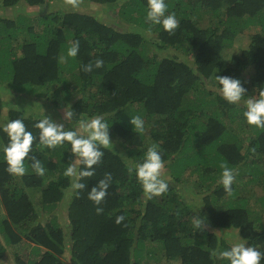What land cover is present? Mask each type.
Segmentation results:
<instances>
[{
    "label": "trees",
    "instance_id": "obj_1",
    "mask_svg": "<svg viewBox=\"0 0 264 264\" xmlns=\"http://www.w3.org/2000/svg\"><path fill=\"white\" fill-rule=\"evenodd\" d=\"M21 1L42 5L55 0H0V5L13 7ZM62 2L65 7L78 2L105 5L107 11L117 8L123 23H116L121 25L117 28L72 9L35 18L0 17V87L43 97L57 109L71 104L77 117L105 116L110 137L121 150L102 149L94 175L82 180L86 188L74 190L67 201L66 229L54 210L72 187V178L64 175L74 159L70 145L41 148L33 125L42 114L11 108L9 119L23 118L37 136L30 155L42 161L46 172L37 175L26 161L23 176L9 174L2 151L8 138L0 132V205L5 209L0 212V264L8 246L19 244L15 264H65L61 256L67 249L70 264H149L147 259L156 256L150 243H162L166 264H228L212 256L213 250L229 246L228 233L251 237L249 244L264 242V195L242 194L254 186L264 189V129L246 122L242 104H229L209 87L215 74L238 78L245 86L243 72L253 67L250 84L258 94L264 90V0H166L179 20L173 32L146 21L148 0ZM205 19L203 27L199 23ZM250 28L248 48L228 60L226 49ZM75 40L79 53L69 57L67 49ZM97 58L103 59V67L83 71V65ZM137 114L145 122L140 133L130 122ZM228 121L239 122L241 131L249 133L247 143ZM152 143L160 145L171 181L166 193L148 198L125 159L142 160ZM221 164L237 170L231 194L219 183ZM190 168L191 175L199 174V191L183 184ZM105 173L113 179L96 205L88 191ZM175 183L194 189L197 204ZM31 192L38 195L36 203ZM97 207L103 212L97 214ZM199 207L193 215L206 217L210 226L196 231L191 215ZM119 215L125 219L117 224Z\"/></svg>",
    "mask_w": 264,
    "mask_h": 264
},
{
    "label": "clouds",
    "instance_id": "obj_2",
    "mask_svg": "<svg viewBox=\"0 0 264 264\" xmlns=\"http://www.w3.org/2000/svg\"><path fill=\"white\" fill-rule=\"evenodd\" d=\"M146 21L151 25H160L165 31L173 32L179 26V20L174 11H169L166 0H148ZM80 50L79 40L71 42L67 49V56L76 57ZM64 59V57H61ZM103 59L97 58L95 62H88L83 65V71L92 72L93 69L103 67ZM212 89L219 93L229 104H244L243 117L249 125L264 129V90L258 95H246L247 89L241 80L229 75H216L211 85ZM64 120L68 126L57 122L51 116L46 115L35 122L34 128L39 129L38 141L41 148L68 147L72 159L64 170L66 177L72 178V188L83 190L86 184L82 182L85 177H92L95 173V165L102 162L104 151L113 145L110 137V126L105 116L96 114L93 116H79L71 104L64 107ZM131 124L138 133L143 132L145 122L141 115H132ZM71 125V126H70ZM0 132L7 135L8 141L3 145V160L6 163V171L17 177L23 176L28 171L30 161L31 169L40 176H43L46 169L40 159L30 155L33 151V143L37 140L25 123L23 118L8 119L0 123ZM122 158H126L121 153ZM128 172L135 173L137 181L142 186L148 198L166 193L170 187V180L165 177V161L162 157V149L158 143H152L140 161L125 159ZM222 173L219 183L224 191L231 194L232 185L236 179L237 170L227 164H221ZM112 174L105 173L103 179L88 191V199L96 205H100L108 194L112 182ZM79 195V192H77ZM202 207L194 209L191 215V226L194 230H203L207 227L206 217L193 215L198 213ZM97 214L103 212L100 207L96 208ZM125 219L124 215L116 217V223L120 224ZM240 233V232H239ZM218 235V231L215 232ZM248 238L240 236L236 239H229V246L224 249H215L212 252L214 258L226 260L228 264H261L264 260V242L249 244Z\"/></svg>",
    "mask_w": 264,
    "mask_h": 264
},
{
    "label": "rangeland",
    "instance_id": "obj_3",
    "mask_svg": "<svg viewBox=\"0 0 264 264\" xmlns=\"http://www.w3.org/2000/svg\"><path fill=\"white\" fill-rule=\"evenodd\" d=\"M68 1V0H65ZM64 2H62V0H55V1H48L45 4L42 5H29L27 3L24 2H20L19 5L16 6H11V7H6L4 8L2 5H0V17L4 16V17H16L19 14H26L29 15L30 17L35 18L38 15H43L49 12H55V11H70L72 10H80L82 12H86V13H90V14H94L96 15L99 19H101L104 22H107L110 25H113L114 27L120 28L121 25L120 24H116V23H123V21L117 17L116 13L118 12V9L116 8L115 10H111V11H107L105 5H101V4H87V3H78V2H74V4L72 3L70 5V7H65L64 6ZM116 11V12H115ZM116 21L114 23H109V21ZM207 23V20H201V22L199 23L201 26H205ZM132 27L129 26L128 29L126 30H130ZM254 32V28H250L249 30L245 31L244 33H241L234 41L233 46L226 49V57L228 58V60L232 57V55L234 54H240L242 52V50L248 48L250 42H251V35ZM162 52V55H164L165 53L163 52L164 50H157L156 52ZM254 74V68H248L243 72V78H244V84H245V88L247 89V93L250 95H258L257 89L255 87H252L250 84L252 75ZM212 84L209 85V87L212 89L211 87ZM213 90V89H212ZM240 104H243V102H241ZM65 107V106H64ZM64 107L62 108H54L52 106L49 105L48 102L45 101V98L40 97V96H34V95H30L27 93H19V92H15L12 90H6L0 87V108L2 110V113L0 115V123L6 122L9 119L8 116V111L11 108H21L22 110H24L27 114H43L45 111V114L50 115L54 120H56L57 122L60 123H66L68 121L64 120ZM240 116V115H239ZM238 116V119L240 120L241 117ZM240 123H242V120H240ZM240 123L239 122H235V123H229V128L232 132H236L238 133L243 139H246V143L248 142L247 140V136L249 133L245 132V131H241L240 129ZM112 140V138H111ZM113 145H111V147H115L114 149L117 150H121V147L119 144H117L118 142H116L115 140H112ZM124 155L125 153L122 152ZM165 170V169H164ZM192 170V168H190L189 170H187L186 172H184L183 176H184V182L186 181V185L188 188L191 187H196L197 191H199L200 189V181H199V174L195 173L192 174L190 173V171ZM164 175L166 178H168L171 181V177L168 173L164 172ZM199 182V183H198ZM176 185V190L181 189V191L183 192L184 197H186V199L188 200H192L196 203L197 202V198L193 197L192 195V191L194 190H190V189H184L180 184H174ZM74 189L72 187H69L66 192H65V196L63 201H61L59 203V205L57 206V208L54 210V213H56V215L58 216L59 220L62 223V226H64L66 229H69V220H68V216H67V201L68 199L71 198L72 193H73ZM32 196H33V200L36 203L37 199H38V195L37 193L35 194L34 192H31ZM248 194L249 197H253L255 196L256 198H258L259 196L262 197V195H264V189L261 186H254L252 188H248V189H244L242 194ZM196 199V200H195ZM253 203L255 202V200H253ZM193 202V204L195 205V203ZM197 204V203H196ZM256 204V203H254ZM0 212L4 213L5 209L3 208L2 205H0ZM196 214V213H195ZM42 218L43 215H41ZM207 226H210V224L207 222ZM209 228V227H208ZM211 229V227H210ZM218 231V230H217ZM69 235V234H68ZM68 235L66 236V239L68 241ZM218 235L222 236L223 233L221 231H218ZM228 239H236L239 237L238 233H235L234 231H232L231 233L227 234ZM153 249V253L152 255H156L154 258H151L153 256H151L150 258L147 259V261L149 262V264H151V262L153 264H166L167 263V259L163 256V245L162 243H150V246ZM22 245H11L8 246V250L6 252V259L4 261V263L1 264H15L14 261V253L21 250ZM151 253V252H150ZM62 260L64 261L65 264H70V252L67 249L65 255L61 256Z\"/></svg>",
    "mask_w": 264,
    "mask_h": 264
}]
</instances>
